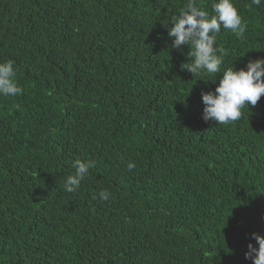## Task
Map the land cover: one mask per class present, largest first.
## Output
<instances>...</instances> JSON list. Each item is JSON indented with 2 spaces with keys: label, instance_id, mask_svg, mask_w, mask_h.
<instances>
[{
  "label": "trees",
  "instance_id": "trees-1",
  "mask_svg": "<svg viewBox=\"0 0 264 264\" xmlns=\"http://www.w3.org/2000/svg\"><path fill=\"white\" fill-rule=\"evenodd\" d=\"M186 3L0 0V62L23 89L0 97V264H253L264 95L227 125L202 118L215 83L182 69L164 26ZM233 3L247 28L216 35L221 70L264 58V3ZM77 159L94 167L67 192Z\"/></svg>",
  "mask_w": 264,
  "mask_h": 264
},
{
  "label": "clouds",
  "instance_id": "clouds-1",
  "mask_svg": "<svg viewBox=\"0 0 264 264\" xmlns=\"http://www.w3.org/2000/svg\"><path fill=\"white\" fill-rule=\"evenodd\" d=\"M262 3L264 0H251V5L260 6ZM170 21L171 26L168 21L164 26L171 38V47L182 50L187 45L190 49L187 57L191 62L183 63L182 69L193 76L206 73L211 79L204 80L215 83L214 90L201 93L204 104L202 118L220 125L239 120L242 109L255 106L264 95V58L249 59L246 67L238 70L233 64L221 70L223 57L227 53L224 48L215 46L216 35L223 27L239 38L247 28L233 0H212L211 13L198 5L196 0H187L179 8L178 15ZM218 74L222 75L216 83ZM22 91L13 62H0V97H15ZM93 167L92 161L75 160L72 164L74 174L66 177L64 190L75 192ZM127 167L131 170L135 164L129 162ZM110 195L108 190H101L99 199L106 201ZM252 235L256 245L249 242L245 258L250 259L253 264H264V235Z\"/></svg>",
  "mask_w": 264,
  "mask_h": 264
}]
</instances>
